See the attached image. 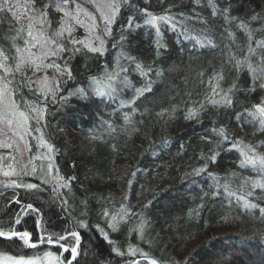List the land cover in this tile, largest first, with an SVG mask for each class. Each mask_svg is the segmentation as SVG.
<instances>
[{
    "label": "trees",
    "instance_id": "1",
    "mask_svg": "<svg viewBox=\"0 0 264 264\" xmlns=\"http://www.w3.org/2000/svg\"><path fill=\"white\" fill-rule=\"evenodd\" d=\"M46 3L48 0H36L37 7ZM141 9L157 15L167 11L176 20H183V24H178L175 31L162 25V35L157 37L155 28L144 25L146 16ZM61 15L49 9L54 28ZM129 17L134 18L132 29L127 27ZM241 21L253 30V46L256 40L264 39V0H212L211 4L209 0H199V4L196 0H128L122 4L116 23L111 26V36L106 38L104 54L88 52L70 61L75 79L61 85L64 91L57 95L56 103L49 99L47 114L38 124L44 139L54 145L59 176L65 181L75 179L69 188H60L59 192L52 190V183L44 185L40 180H35V184H41L39 193L0 185V228L28 231L36 242L42 236L78 231L82 253L77 258L79 264H129L140 256L128 254L129 246L164 264H264V218L259 208L242 209L235 197L214 185L209 175L217 177L220 184L227 181L238 195L244 178H257L256 172L240 167L237 151L226 150L230 147L228 142L216 147L220 139L213 129L223 127L232 139L250 143L257 153L264 154V132L257 130L258 122L246 123L244 116L236 119L237 113L264 101V90H251L248 70H237L229 62V52L238 58L246 55L248 38L238 28ZM135 24L141 27L136 28ZM15 26L10 14H0V45L8 47L4 37L14 35ZM185 29L188 36H207L217 47H200L195 40L185 39ZM229 33L234 34V40ZM75 35L83 38L86 32L78 28ZM121 36L125 39L121 40ZM157 40L164 47L158 48ZM237 45L245 50H238ZM127 56L143 64L145 70L153 69L147 79L132 61L124 58ZM117 57L120 65L128 69L134 88L152 81L151 91L134 104L127 103L136 95L132 87L118 92L113 99L97 97L88 88L91 77L102 78L106 70H118ZM157 70L162 71L159 77L155 75ZM216 73H222L220 87L225 91L236 85L230 94L232 106L207 105L196 119H185L189 109L204 102L209 91L206 81ZM77 87H84L88 97L68 95ZM24 95L42 106L43 101L26 90ZM60 96L68 98L61 101ZM122 101L126 104L123 108ZM125 113L131 123L124 120ZM109 125L115 128L114 132ZM92 135L99 138L91 139ZM35 140L33 135L31 151L36 148ZM213 150L219 153L214 163L209 159ZM205 167L200 175L194 174V170ZM23 180L27 176H22ZM0 181L7 182L2 178ZM258 197H264V190L255 189L248 199L264 207V199ZM27 204L39 212L25 211ZM123 210H127V215L113 231L110 217ZM105 211L108 217L104 216ZM17 213L20 224H14ZM225 216L229 217L227 222ZM76 221H83L87 227L73 228ZM141 221H147L143 239L136 230ZM103 233H107V238ZM62 242L74 246L70 236ZM47 246L31 248L18 238H0V253L32 254ZM113 249L126 255L118 256ZM65 253L69 256L70 252ZM139 261L148 264L144 259Z\"/></svg>",
    "mask_w": 264,
    "mask_h": 264
},
{
    "label": "snow or ice",
    "instance_id": "2",
    "mask_svg": "<svg viewBox=\"0 0 264 264\" xmlns=\"http://www.w3.org/2000/svg\"><path fill=\"white\" fill-rule=\"evenodd\" d=\"M127 3L128 0H48V3L37 7L36 0H0V14H10L11 19L16 25L12 29L15 34L4 37V40L8 42V47L0 45V148L13 149L16 153L15 155L12 152H9L7 155H0V174L4 177L37 175L35 165L31 167L30 171L28 170V164H21L19 171H17L16 167L20 160L24 158V152H31L30 137L32 131H41L40 129H35L32 122L35 121L36 124H40L47 114L49 99L53 103H56L57 95L64 91L61 85L75 79L72 75L70 64L72 59L77 55H83L88 52L104 54L106 51V38L111 36L112 32L111 26L116 23L122 4ZM196 3L199 4V0H196ZM209 3L211 4L212 0H209ZM90 7L92 10H89ZM49 9L62 13L60 19L57 21L58 26L55 28L48 16ZM140 11L146 16L143 22L144 25L155 28L157 37L162 35V25L175 31L178 24H183V20H176L174 16L168 15L167 11L161 15L149 12L147 9H141ZM216 12L217 10L213 5V15H216ZM180 15L183 17V13ZM97 16L100 18L99 21L97 20ZM252 19L255 20L256 17L254 16ZM101 23L103 27H101ZM133 23L134 18L129 17L127 27L132 29ZM135 27L140 28L141 25L135 24ZM78 28L85 30L86 35L83 38L75 35ZM238 28L247 34L246 55L238 58L235 53L229 52V62L237 70L241 68L248 70L252 80V91H255L257 87L264 90V55L258 54L264 53V39L256 40L255 46H253V30L242 21L238 24ZM186 32L187 30L185 29L184 38L195 40V43L200 47H217L207 36L201 39L199 36H188ZM229 37L234 40V34L229 33ZM120 39L124 40L125 37L121 36ZM113 46L115 47V45ZM157 47H164V45H161L159 40H157ZM236 47L240 51L245 50L240 45ZM124 58L132 61L135 69L146 79L148 73L153 71L151 67L145 70L143 64L135 63L134 57L127 56ZM253 59H255V64L253 63ZM119 60L120 57H117L116 64L118 70H113L112 72L106 70L102 78L95 76L90 78L88 88L91 89L93 95L113 99L118 92L123 91L125 88H134L127 76L128 69L121 66ZM49 70H52L53 74L51 76L49 75ZM29 72L32 73L31 76L28 75ZM121 74L124 75L122 76ZM155 75L159 77L162 75V71L157 70ZM223 79L222 73H216L206 81L209 91L204 96V102H197L198 107L189 109L185 119H196L207 105L213 107L232 106L230 94L236 88V85L233 84L232 87L225 91L220 87V81ZM201 83H205V81H201ZM151 84L152 81L147 80L146 86L134 88L136 95L127 103L134 104L136 99H139L146 92H150ZM25 90L30 95L35 96L37 100H42V106L35 101H29L24 95ZM68 95H79L82 98H87L89 92L84 87H77L75 91L69 90ZM67 98L66 96H60L61 101H66ZM120 106L121 108L125 107V102L122 101ZM242 116L245 117L246 123L255 124L258 122L257 130L264 132V101L251 106V109L237 113V121ZM248 117H251V119H247ZM124 120L127 123H131V117L128 113L124 114ZM109 129L110 131H115V128L111 125H109ZM92 131L94 130H90V133ZM213 132L220 139V144L216 145V147L228 142L230 147L226 150H235L239 153L240 167L251 169L257 173V178L255 179L252 177L244 178L239 185L241 192L239 195L236 191L231 190L230 184L227 181L224 184H220L219 179L209 173L213 178L214 185L222 188L229 197H235L242 209L251 211L259 208L260 215L264 218V207H260L259 204L251 202L248 199V197L253 195L255 189L264 190V154L257 153L256 147L250 143L246 144L243 140L232 139L223 127L213 129ZM97 138L99 137L96 135L91 136V139ZM38 140L39 146L48 150L47 159L49 163L46 166L42 165L39 172L42 184L47 185L55 181L57 187H54L52 190L57 192H59L60 188H69L71 180L75 179V177L65 181L63 177L53 176L52 171L54 166L51 161L53 160L54 145L44 139L42 131ZM218 154V152L213 150L209 159L214 163ZM29 163H31V158L29 159ZM205 170L206 167L196 169L194 170V174L198 176ZM133 175L135 174L133 173ZM232 175L236 174L233 173ZM0 185H3L5 189L24 188L34 190L36 193H39L41 190V184L18 182L15 179L7 182L0 181ZM213 195H219V192H214ZM258 199H264V197H258ZM61 202L66 203L63 199ZM15 203L19 204L20 200L16 199ZM148 203L150 204L151 201ZM229 203H231V200H229ZM24 207L25 211L39 212V209L34 208L32 204H27ZM103 214L106 217L109 216L107 211ZM126 215L127 210H123L122 214L111 215L109 227L113 231H116ZM223 219L227 222L229 217L225 216ZM20 223L21 216L17 213L14 224ZM146 224L147 221H141L137 226L136 230L139 232L141 239L144 238ZM86 227L87 224L83 221H76L73 224V228ZM66 231L67 235H56L55 239H53V236H42L39 239V243H59L60 241H67L69 236L72 237L74 246L69 248L61 245V247L65 252H70L71 254V258L67 261V264H73V261L79 264L77 258L82 254L79 250L80 233L75 230ZM103 234L107 238V233ZM0 238H5L9 241L13 238H18L19 241L28 247H37V243L31 242V233L28 231L20 232L14 228H0ZM113 251L121 257L126 255L125 252L119 249H113ZM138 253L142 259L148 261V264H164L163 261L151 257L148 253L129 246L128 254L136 257ZM45 261H47V264H65L64 260L52 252L44 253L43 257L0 256V264H44ZM129 264H140V261L133 259Z\"/></svg>",
    "mask_w": 264,
    "mask_h": 264
},
{
    "label": "rangeland",
    "instance_id": "3",
    "mask_svg": "<svg viewBox=\"0 0 264 264\" xmlns=\"http://www.w3.org/2000/svg\"><path fill=\"white\" fill-rule=\"evenodd\" d=\"M99 19H100L99 16H97V20L98 21H99ZM33 122H35V121H33ZM33 122H32V125L35 126ZM35 128L41 130V127L38 124H36ZM40 134H41V131H35V130L32 131L31 137L33 138V135H34L35 138H36V140H35L36 141V148H35L34 151H31L30 153L29 152H24V158L22 160H20L19 164L16 165L17 171H19V168H20V165L21 164H28V170L29 171L31 170V167L33 165H35V167L37 168V175H35V176H27V180L26 181H24V180L21 181V177L22 176H20V177H4L2 174H0V178H2L3 180H6V181L15 179L18 182L34 183V184H35V180H40L42 182V180H41V178L39 176V172L41 170V166L42 165L46 166L49 163V161L47 159V155H48L47 148H43V147H40L39 146L38 137L40 136ZM31 137H30V143H31ZM9 152H12L14 155L16 154L13 149L0 148V155H7ZM52 156H53V160L51 161V163L54 166L53 167V171H52V175L53 176H59L58 170H57V165H56L55 158H54V153H52ZM30 158H31V163H29V159ZM18 159H19V157H18ZM52 184L55 187H57L55 181H53ZM21 231H25V230H21ZM53 239H55V236H53ZM31 242L32 243H37V246L38 245H44V244H40L39 241L38 242L34 241L33 238H32V235H31ZM60 242L63 243V244H65L62 241H60ZM47 244L49 245V246H47V248L36 250L32 254H21V253H17V254L14 253V254H12V253H8V252H1L0 253V256H2V255H10V256H16V257L24 256L25 258L34 257V256L43 257L44 253H46V252H52L56 256H59L62 260L65 261V264H67V261L71 258V254L69 253V256H66V253H65L64 249L60 245L59 246L62 249L61 250L60 249L59 250H56V249H54L51 246V245H54L55 246V244H53V243H50V244L47 243ZM65 245H67V244H65ZM56 246H58V245H56ZM67 246L70 248L69 245H67ZM44 264H47V261H45Z\"/></svg>",
    "mask_w": 264,
    "mask_h": 264
},
{
    "label": "water",
    "instance_id": "4",
    "mask_svg": "<svg viewBox=\"0 0 264 264\" xmlns=\"http://www.w3.org/2000/svg\"><path fill=\"white\" fill-rule=\"evenodd\" d=\"M20 232H23V231H20ZM46 244H47V243H46ZM53 244H55V245H60V246H61V245H65V244H63V243H61V242H59V243H53ZM65 246L68 247L67 245H65ZM151 257H152V256H151ZM153 258H154V257H153ZM135 259H136V260H139V259H142V258H141V256H138V257H136ZM157 260H158V259H157Z\"/></svg>",
    "mask_w": 264,
    "mask_h": 264
}]
</instances>
